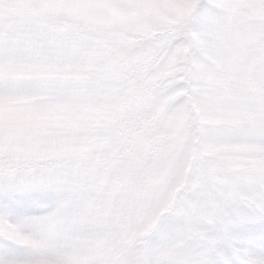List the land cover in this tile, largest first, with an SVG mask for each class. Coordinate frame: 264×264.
I'll use <instances>...</instances> for the list:
<instances>
[{
    "label": "snow or ice",
    "instance_id": "snow-or-ice-1",
    "mask_svg": "<svg viewBox=\"0 0 264 264\" xmlns=\"http://www.w3.org/2000/svg\"><path fill=\"white\" fill-rule=\"evenodd\" d=\"M0 264H264V0H0Z\"/></svg>",
    "mask_w": 264,
    "mask_h": 264
}]
</instances>
